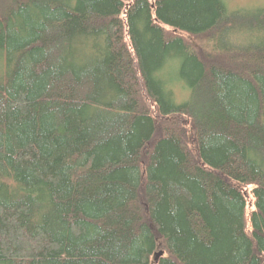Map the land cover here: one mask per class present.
<instances>
[{"label":"trees","instance_id":"16d2710c","mask_svg":"<svg viewBox=\"0 0 264 264\" xmlns=\"http://www.w3.org/2000/svg\"><path fill=\"white\" fill-rule=\"evenodd\" d=\"M0 264H264V8L0 0Z\"/></svg>","mask_w":264,"mask_h":264},{"label":"rangeland","instance_id":"374dc122","mask_svg":"<svg viewBox=\"0 0 264 264\" xmlns=\"http://www.w3.org/2000/svg\"><path fill=\"white\" fill-rule=\"evenodd\" d=\"M223 2L225 3L227 10L230 12L237 10H256V9L264 8V0H223ZM175 93L179 100H185L187 98V96L182 95L183 92H181L182 94L179 93V89H177ZM252 207H253L252 203L248 202L247 219L249 218Z\"/></svg>","mask_w":264,"mask_h":264},{"label":"bare ground","instance_id":"6f19581e","mask_svg":"<svg viewBox=\"0 0 264 264\" xmlns=\"http://www.w3.org/2000/svg\"><path fill=\"white\" fill-rule=\"evenodd\" d=\"M159 254H160V253H159ZM159 254H157V256H158ZM157 256H155V258L153 259L154 263H155L156 260H157Z\"/></svg>","mask_w":264,"mask_h":264}]
</instances>
